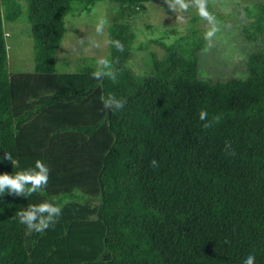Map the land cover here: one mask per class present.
I'll use <instances>...</instances> for the list:
<instances>
[{
  "label": "trees",
  "instance_id": "obj_1",
  "mask_svg": "<svg viewBox=\"0 0 264 264\" xmlns=\"http://www.w3.org/2000/svg\"><path fill=\"white\" fill-rule=\"evenodd\" d=\"M101 1L118 5L107 27L117 80L94 79L91 66L56 72L65 17ZM155 1L0 0V174L37 160L50 170L43 191L0 195V264H243L249 254L264 264V51L248 56L243 79H200L202 41L178 38L136 75L122 20ZM254 7L264 20V4ZM23 14L33 66L11 72L3 21ZM109 95L126 100L122 111L103 107ZM45 201L62 214L26 235L16 211Z\"/></svg>",
  "mask_w": 264,
  "mask_h": 264
},
{
  "label": "rangeland",
  "instance_id": "obj_2",
  "mask_svg": "<svg viewBox=\"0 0 264 264\" xmlns=\"http://www.w3.org/2000/svg\"><path fill=\"white\" fill-rule=\"evenodd\" d=\"M20 2L25 7V0ZM258 4L263 5L264 0H209V11L216 17L219 31L212 41V47L205 52L203 50L208 41L204 33L209 26L194 9L183 13L181 21L176 19V14L168 9L164 0L141 3L133 15L122 20L129 23L134 32L131 43L133 57L127 61V65L136 75L151 74L153 57L160 58L163 54L160 42L170 43L181 38L185 47H189L200 40L202 48L197 52L200 79H243L248 74V56L264 51V20L256 19L257 10L254 9ZM118 14V5L110 1L98 2L89 12L68 14L64 19L62 41L54 53L55 71L75 72L87 66L96 69L100 56L109 58L107 27ZM100 19L108 21L103 33L95 30ZM3 28L9 71L30 72L33 47L25 15L16 21H3Z\"/></svg>",
  "mask_w": 264,
  "mask_h": 264
},
{
  "label": "clouds",
  "instance_id": "obj_3",
  "mask_svg": "<svg viewBox=\"0 0 264 264\" xmlns=\"http://www.w3.org/2000/svg\"><path fill=\"white\" fill-rule=\"evenodd\" d=\"M168 9L176 14V19L183 20V13L194 9L197 15L208 24V30L204 33V38L208 41L207 47L203 50L207 52L212 47L217 32L219 31L218 21L211 11H209V0H164ZM107 19H100L96 25V32L103 33L107 26ZM118 51H124V45L116 40L109 41ZM92 77L97 80L108 78L115 82L118 77L117 71L114 69L112 61L107 56H100L96 61V70L92 72ZM102 104L105 109L110 111L123 110L126 100L117 99L113 95L106 98L101 97ZM207 112L201 111L200 119H207ZM219 123V117L214 120ZM210 123L204 124L205 128L210 127ZM231 142H226L225 153L226 155H234L235 149H231ZM4 158L9 160L13 167L15 161L10 153L5 152ZM152 165L157 166V161L153 160ZM49 168L40 160H37L34 168L23 170L15 174L3 173L0 174V195L4 193L12 194L15 196L28 198L33 194L43 191L49 181ZM62 214V207L52 202H42L39 204L29 205L26 209L17 210L16 215L19 223L23 224L26 228L25 234L31 235L32 233H43L49 227H52L57 222ZM243 264H255V255L249 254L243 261Z\"/></svg>",
  "mask_w": 264,
  "mask_h": 264
}]
</instances>
